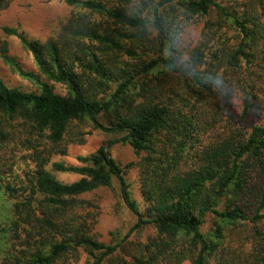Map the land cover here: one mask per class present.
Instances as JSON below:
<instances>
[{"label":"trees","instance_id":"trees-1","mask_svg":"<svg viewBox=\"0 0 264 264\" xmlns=\"http://www.w3.org/2000/svg\"><path fill=\"white\" fill-rule=\"evenodd\" d=\"M60 1L74 11L56 37L33 41L3 28L33 56L39 74L23 70L0 41V59L39 90L23 92L0 78V264H78L82 252L86 264H264V123L246 126L253 112L264 113V78L253 70L264 24L216 0ZM14 2L0 0V10ZM200 19L203 36L185 53L179 37ZM224 31L235 32L238 45ZM115 83V92L100 98ZM85 121L119 138L80 158L85 166L54 163V171L81 177L62 183L48 170L51 157L65 154L62 144L74 142L76 124ZM115 143L143 155L137 167L145 213L110 154ZM11 144L33 151L34 167L18 182L6 178L3 164ZM115 179L137 218L132 232L153 225L158 234L130 261L117 255L126 251L123 242L97 240L81 213L87 203L80 198ZM208 218L214 227L204 233ZM235 235L238 249L228 243Z\"/></svg>","mask_w":264,"mask_h":264},{"label":"rangeland","instance_id":"rangeland-1","mask_svg":"<svg viewBox=\"0 0 264 264\" xmlns=\"http://www.w3.org/2000/svg\"><path fill=\"white\" fill-rule=\"evenodd\" d=\"M135 1L138 2L139 0ZM216 2L231 9L237 16L245 18L247 21L249 20L254 23L262 22L264 24V0H216ZM73 11V8L60 0H15L10 7L0 10V41L8 44L9 55L20 64L23 70L39 74L33 56L24 49L19 39L6 36L3 28H17L21 32H24L31 40L45 42L56 37L62 25L71 17ZM205 24L206 20L200 19L195 24L185 28L184 32L181 33L179 42L181 49L185 53L195 48L201 40ZM151 31L153 32L152 29ZM224 32H227L232 45H238L239 39L234 38L235 32ZM152 38H155L154 33ZM142 51L144 50L142 49ZM260 51L262 53L253 60V70L260 73L264 78V47H261ZM150 54H153V52H150ZM125 59L130 61L127 57ZM244 68H247V64H244ZM0 78L10 88L20 89L28 93L39 92L35 83L21 78L2 59H0ZM43 80L47 81L45 77H43ZM49 83L53 86L54 92L57 95L63 97L68 95L65 86L52 82ZM116 88L117 83L112 84L100 98H109ZM234 114L238 121L241 114V96L236 97ZM101 121L106 126L110 125L109 117L102 116ZM262 123H264V113L253 112L248 118L246 126L250 129ZM14 125L16 128L23 130L21 124L14 123ZM75 127V133L71 138L74 142L70 143V140H68L69 143L62 144L65 154L54 153L48 166V170L55 178L65 184L74 183L80 180L81 177L75 174L54 171L52 168L54 163H62L66 166L75 167L85 166L80 162V158L89 157L106 143L119 138L118 136L106 134L96 129L90 121L77 123ZM24 133L25 131L23 130ZM24 139L25 137L21 136V141ZM19 145L15 146L11 144L9 149L3 152V164L6 165V169L8 170L6 178L10 180L15 179L16 182L20 178H23L25 172L34 167V163L29 157L33 151H28L27 148L25 149ZM48 148H50L49 145ZM109 151L112 158L124 168L125 179L130 185L132 198L138 203L141 212L145 213L147 205L142 195L140 168L137 167L143 155H136L129 145L123 143L113 144ZM128 165L132 166L126 169ZM80 199L87 203L84 209H81V213L92 225L93 234L97 240L107 245L123 242L122 245L126 251L120 250L117 255L125 258L127 261H130V257L135 253L138 246L140 249L157 238V230L153 225H148L132 232V229L137 224V218L124 204L120 194L119 182L116 179L111 188L99 189ZM213 221V218L207 219L202 228L204 233L211 231L214 227ZM236 228H233V230ZM236 235L233 237V242L228 238V243L232 245L233 249H238L240 246L238 243L240 240ZM87 260V255L82 252L78 264H86ZM183 264H192V262L185 261ZM212 264H215V262Z\"/></svg>","mask_w":264,"mask_h":264}]
</instances>
